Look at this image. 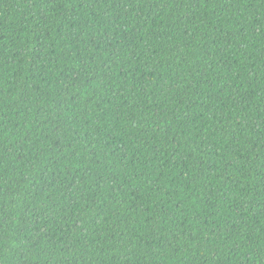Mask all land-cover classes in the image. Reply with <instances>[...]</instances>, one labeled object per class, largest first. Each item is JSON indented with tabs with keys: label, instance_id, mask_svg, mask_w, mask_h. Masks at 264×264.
<instances>
[{
	"label": "trees",
	"instance_id": "obj_1",
	"mask_svg": "<svg viewBox=\"0 0 264 264\" xmlns=\"http://www.w3.org/2000/svg\"><path fill=\"white\" fill-rule=\"evenodd\" d=\"M0 264H264V0H0Z\"/></svg>",
	"mask_w": 264,
	"mask_h": 264
}]
</instances>
